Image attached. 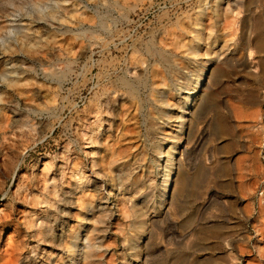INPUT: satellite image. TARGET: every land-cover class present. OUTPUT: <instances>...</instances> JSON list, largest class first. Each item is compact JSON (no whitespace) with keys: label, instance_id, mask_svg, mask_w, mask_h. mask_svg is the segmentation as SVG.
Wrapping results in <instances>:
<instances>
[{"label":"rangeland","instance_id":"obj_1","mask_svg":"<svg viewBox=\"0 0 264 264\" xmlns=\"http://www.w3.org/2000/svg\"><path fill=\"white\" fill-rule=\"evenodd\" d=\"M208 1L0 0V132L5 131L4 126L14 117L11 110L19 120L16 133L27 130L26 126H19L22 123L33 126L28 137L18 140L15 151L7 153L11 159L8 172L2 167L0 155V205H6L10 214L0 222V245L6 237L4 234L13 231V224H20L24 236L18 251L3 254L8 264H69L72 257L69 247L39 245L25 229L22 218L29 209L20 204V197L33 189V174L39 173L44 162L56 172L58 194L63 193L68 188L74 161L92 180L87 188L101 187L96 195L90 191L84 194L91 202L89 210L96 213L98 209L108 208L114 212L108 226L96 227L101 238L97 242L105 246L97 253L101 258L97 263L122 264L121 256L134 260L118 230L122 223L128 239L135 235L133 225L120 221L115 207L122 199L114 197L118 190L111 186L118 164L112 173L105 161L99 163L98 173L92 169L89 151L93 145L87 141L86 128L96 123L92 111L101 87L125 72L133 50L145 52L151 41L162 47L163 39H169L166 32L179 38L174 52L179 56L180 72L184 76L189 75L186 69L190 67L189 61L194 67L202 62L197 58L194 64L196 58L187 55V44L195 33L200 38L199 53L209 36L216 41V47L210 52L224 55L222 60L209 65L211 70L204 93L211 99V110L204 121L197 123L187 146L189 150L181 156L188 186L171 210L153 211L150 207L145 214L151 219L143 232L148 264H226L227 260L234 264H264V164L261 160L264 152H260L264 129V60L255 42L258 34L264 35V0H253L248 11L238 4L230 9L233 13L228 11L224 0L218 13L208 9L202 14ZM115 2L125 4L123 12L110 8ZM197 16L200 20L195 25ZM101 18L111 24V29L103 31L104 41L99 44L93 37L101 31L98 23ZM56 21L59 30L49 27ZM248 52L252 53L251 59ZM165 91L170 97L169 91ZM217 118L226 133L221 136L208 128ZM104 139L103 133L99 140L110 147L112 141ZM224 147L227 148L224 150ZM97 152L98 160L106 153L101 148ZM201 165L215 169L211 170L213 176L204 189L194 191L189 185ZM146 167L142 173L150 171ZM18 178L23 183L19 195L14 196ZM153 193L154 189L147 188L135 198L144 196L141 200L150 206ZM78 196L73 197L75 202ZM53 209L45 202L33 211L51 216ZM89 210H80L77 204L71 209L65 228L78 233L75 237L86 233L92 213ZM78 226H82L79 231ZM143 239L139 241L140 246Z\"/></svg>","mask_w":264,"mask_h":264},{"label":"bare ground","instance_id":"obj_2","mask_svg":"<svg viewBox=\"0 0 264 264\" xmlns=\"http://www.w3.org/2000/svg\"><path fill=\"white\" fill-rule=\"evenodd\" d=\"M51 1L35 0L36 3H50ZM122 1L126 2L127 0ZM222 1L224 0H209L201 13L204 14L208 9L218 13ZM252 2L253 0H227L225 4L228 11L233 13L230 9L237 7L238 4L248 11ZM124 6L125 4L122 5L118 2L110 4V8L119 13L123 12ZM98 20L101 31L99 29V35L93 38L94 40L98 39V42L101 41L102 44L104 41L103 31L111 29V24H107L104 18ZM199 20L200 18L197 16L195 25ZM14 21L9 20L8 22ZM58 24L56 21L49 27L59 30ZM165 34L169 36V39H166L167 41L165 38L163 39L165 43L162 47L151 41L147 43L145 52L133 50L126 64L125 72L116 77L115 81L101 87L100 92L94 98L95 104L92 111L95 112L96 123L93 127L88 126L86 128L87 141L93 145L89 151L92 169L98 173L99 163L105 161L106 163H103L108 165L109 173H112L115 164H118L117 168L119 169L116 170L111 180V186H116L115 190H118V194L114 197L121 196L122 199L118 201L115 207L120 221L130 224V226L133 225L135 230V235L128 239L124 234L123 224L118 225L123 242L128 243V248L134 257V260L128 261L121 256L122 264H148L147 245L143 239V232L151 223V219L145 214L150 207L153 211L171 210L174 201L181 197V193L188 186L185 181L188 177L187 170L181 156L186 154L187 146L191 142L197 123L204 121L206 114L211 110V99L204 93L211 70L209 65L213 61L222 60L224 55L223 52H210V49L216 47V41L209 36L203 42V51L199 53L200 38L195 33L191 42L187 44V55L196 58L194 64L197 63V58H200L202 62L197 63V66L194 67L189 61L190 67L186 69L190 72L188 76H184L180 72L179 56L174 52L178 48L179 38L169 32ZM258 35L259 37L255 42L264 60V35ZM40 37L38 38L40 39ZM251 55L252 53L248 52V59H251ZM10 83L16 82L11 81ZM160 87H165V90L169 91L170 97ZM262 94V99H264V91ZM10 113L15 117L13 110ZM14 117L4 126L3 130L5 131L0 132V155L3 158L2 167L6 171L11 167L9 162L11 159L7 153H13L18 146V140L28 137L33 127L31 124L22 123L19 126H26L27 130L16 133L15 129L19 120ZM208 128L215 129L220 136L226 134L224 126L220 121L218 122V118L213 124H208ZM115 132H118L117 136L114 135ZM103 133L104 141L107 139L112 141L110 147L100 142L99 139ZM126 140L129 142L123 144ZM99 148L108 154L105 153L98 160L99 152L97 150ZM64 151L67 152V147L64 148ZM105 156L108 157V161ZM123 159L126 161L120 162ZM61 164L58 165V169H60ZM144 166L150 170L148 173H142ZM214 169L215 167L199 166L193 174V180L189 186L194 191L204 189L212 178L213 172L211 170ZM151 170L153 171L151 172ZM151 174H154L153 177ZM155 181H157L156 185L154 184ZM32 182L33 189L25 195L21 192L23 197L19 196L20 204L29 209L22 218L25 229L32 234L38 244L41 243L45 247L46 245L49 247L56 245L58 248L69 247L68 252L72 251L69 264H78L80 261L82 264H98V260L101 258L97 253L103 251L105 246L97 242L101 238L96 227L101 224L108 226L114 212L108 208L106 210L98 209L96 213L92 211L93 209L89 210L91 202L85 199L84 194L86 191H90L92 195H96L101 187L93 185L90 189L87 188L92 180L85 175L82 167L75 161L72 162L68 188L61 194H58L57 174L51 169L48 162L42 164L38 174H33ZM22 183V178H18L14 196L19 195L18 191L21 190ZM147 188L151 191L154 189V193L151 195L152 200L149 201V203L151 202L150 206L141 200L144 196L140 199L135 198L136 194H140V191ZM79 194L80 196L76 198L75 202L73 197ZM45 202L49 203L50 207L55 208L51 213L52 219L49 213L43 216L33 211ZM75 204L80 210L87 209L92 212L89 227L82 237L78 235L75 237V234L78 233L73 234L65 228L67 221L70 220V211L73 210ZM9 215L7 206L0 205V222L5 221ZM19 225L13 224V231L4 234L6 237L2 242L3 245H0V264H8L3 254L8 253V251H18L23 245L24 236ZM81 228L82 226H78V231ZM1 239L2 232L0 231V241ZM141 239L144 242L142 246L139 245ZM47 257L49 258V256ZM207 261L212 262L211 259ZM226 264L234 263H229L227 260Z\"/></svg>","mask_w":264,"mask_h":264},{"label":"built area","instance_id":"obj_3","mask_svg":"<svg viewBox=\"0 0 264 264\" xmlns=\"http://www.w3.org/2000/svg\"><path fill=\"white\" fill-rule=\"evenodd\" d=\"M260 152H261V154L264 152V129L262 131V138H261V143H260ZM261 160H262V162L264 164V155L261 156Z\"/></svg>","mask_w":264,"mask_h":264}]
</instances>
